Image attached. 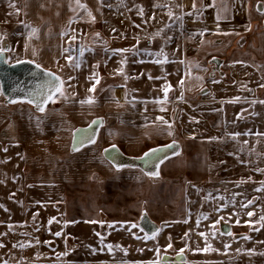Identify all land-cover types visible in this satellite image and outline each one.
<instances>
[{
    "label": "rangeland",
    "instance_id": "obj_1",
    "mask_svg": "<svg viewBox=\"0 0 264 264\" xmlns=\"http://www.w3.org/2000/svg\"><path fill=\"white\" fill-rule=\"evenodd\" d=\"M82 1L91 16L77 6L76 0H69L70 4L66 0H0V35L3 36L0 58L7 64L16 63L17 59L40 64V68L65 81V96L57 94L55 103H48L52 108L47 106L44 113L27 101L10 103L0 87V143L30 140L32 147L46 148L47 139H53L60 149L59 172L69 169V160L73 156L78 159L84 158L85 154L87 163L77 162L76 170L81 173L85 170L88 175L89 169L93 168V175L85 181L61 183V200L56 212H50V208L40 204L32 206L38 215L32 216L33 225L29 226L40 229L38 222L42 218L45 224L41 230L30 232L22 225L14 231V237L16 233L20 236L11 239L13 247L29 243L26 246L29 251L35 250L30 248L31 243L38 246L42 243L46 254L36 258L30 252L26 254L20 250L18 253L12 249L5 261L10 260V264L28 259L46 264H153L156 261L159 264H264V227L258 222L264 216V191H257L264 188V172L259 171L264 169V124L254 127L256 121L253 118L259 115V107L236 111L231 117L224 105L213 110V102L206 98V106L198 112L204 120L201 126L200 122L196 123V116L195 119L183 118L181 103L195 107L198 105L196 99L201 97L197 98V94L176 96L179 94L178 71L173 70L167 75L164 65L142 60V55L137 62L138 50L147 49L144 43L137 44V41L157 44L163 41L164 26L169 19L167 23L161 22V12L172 11L174 14L169 18L171 24L174 23L179 0H127L133 11H122L123 14L105 11V0L99 1L100 4L97 0ZM45 5L55 8L45 11ZM196 6L195 3L194 11L201 10ZM68 7L73 10L68 11ZM188 9H194L193 4H189ZM194 11L187 13L194 14ZM133 21H136L137 29L133 28ZM194 27L190 26L188 30L192 34ZM173 34L177 35L173 38H178L179 31ZM236 37V32H231V42ZM236 42L233 47L237 48ZM81 48L84 49L83 56L80 55ZM195 48L197 44L193 42L189 53ZM119 49L129 51H115ZM100 55L107 57L101 59ZM68 57H72V62ZM226 59L230 61L231 57ZM122 60L125 62L121 63ZM77 62L78 68L73 66ZM253 62L257 65L259 60ZM223 63L225 59L219 67L225 71V78L229 71L226 69L230 68L224 67ZM206 64L209 68L207 77H213L215 69L219 68H215L214 61ZM94 72L98 73L100 83L93 93L88 90L95 83L91 79ZM249 73L254 74L253 71ZM167 76L173 77L165 84ZM159 77L161 79L157 80ZM168 85L171 87L165 98L164 89ZM117 88H124L125 96L121 99L114 95ZM90 96L95 98L94 104L80 103ZM128 96H133L132 101L126 99ZM254 98L264 99L261 95ZM133 103L142 107L140 126L158 123L157 133L162 135L168 128L163 123H172L171 141L165 136L160 138L151 134L149 138H143L145 135L138 137L128 132L127 129L133 126L130 107H137ZM254 104L259 105V102ZM66 108L71 110L66 112ZM161 108L165 110L161 111ZM52 111L59 116V127L39 128L31 124L35 119H51ZM162 116H166L163 121L159 119ZM251 116L246 123L253 127L244 122L245 117ZM93 124L96 125L95 143L87 144L91 145L93 153L76 149L73 145L75 133ZM234 133L241 135L233 139L231 134ZM173 142L174 147H167ZM107 145H116L139 159L150 149L164 148L163 162L146 163V158L143 163L125 166V173L136 172L138 176L114 181L118 179L117 167L109 168L92 155L99 146ZM41 158L35 153L32 159ZM95 167L99 169L94 170ZM31 169L32 164L25 168L26 171ZM152 171H158L159 175H146ZM249 200L254 202L246 208L241 207ZM249 211L254 213L252 217L246 215ZM204 215L208 219H204ZM221 216L224 219L213 228ZM49 220H52L51 224ZM223 221L229 227L226 232L220 229ZM69 222H89L90 232L72 234L70 228L64 229ZM133 224L137 226L132 227ZM227 231L232 235H227ZM57 232L61 235H55ZM153 233L154 239L145 238L146 234L151 236ZM200 233H205L202 249L201 243L197 242ZM246 236L250 238L244 239ZM40 237H43L42 241ZM169 243L171 248L167 247ZM0 244L7 247L4 241ZM209 245L211 248L204 251ZM215 246L218 250L213 249ZM180 249H184L183 253ZM74 253L77 254L74 256ZM1 260L0 257V264Z\"/></svg>",
    "mask_w": 264,
    "mask_h": 264
},
{
    "label": "crops",
    "instance_id": "obj_2",
    "mask_svg": "<svg viewBox=\"0 0 264 264\" xmlns=\"http://www.w3.org/2000/svg\"><path fill=\"white\" fill-rule=\"evenodd\" d=\"M52 1L56 2V0ZM97 1L99 3L101 0ZM66 3L70 4L69 0H66ZM105 3L106 4L103 5L105 11H116V14H118V12L123 14L122 11H133V7L127 0H105ZM193 3H196L198 6V8H196L197 10L199 7L201 10L194 11L195 9H188V5ZM81 4L86 5L82 0ZM44 8H46L45 11H52L55 7L45 5ZM70 8L71 7H68L67 10L72 11L73 7ZM251 8L253 11H251ZM191 10L194 11V14L187 15V12ZM175 12V14H178L177 17H182V20L177 19L176 17L172 24L171 18H169L168 15L169 11L161 12V17L159 18L162 19L161 22L167 23V20L169 19V25L166 24L164 26L166 31L162 36L163 41H159L158 44L152 41H137V44L144 43L147 46V49L144 48L138 50L137 58L139 57V59H136L137 62L140 61V55H142V60L152 62L159 66L164 65V73L167 75L171 74L173 70H177L179 77L176 78V82H179V94H176V96L184 97L185 95L192 96L197 94V98L201 97L196 99L198 105L195 107L192 105L190 106V104L186 102L181 103L183 106V118H196V123L200 122L202 126L204 120L201 119L202 116L200 117L198 112L201 108L206 106L204 103L209 98V101L213 102L215 106L213 107V110H219L221 109V105H224V109L227 112H231V117L234 116L236 111H242L245 109L252 110L254 107L258 106L260 110L259 115L256 117H245L244 122H248L253 117L256 121L254 127L263 126L264 104L259 103V105H256L253 101H264V99L261 100L254 98L257 95H261L264 98V86H262L264 85V0H179V11ZM190 26H195L194 34L188 31ZM133 28L137 29L136 21H133ZM175 31H179L178 38H173L177 36L173 34ZM231 32H236L237 36L232 42ZM215 36H217V38L214 42ZM235 41H237V48L235 46L233 47ZM193 42L197 44V48L189 53V46L192 45ZM161 52L165 54L167 62L156 63L155 61L157 60H164V56L160 55ZM86 56L88 57L89 55ZM105 56L100 55L99 57L105 59ZM227 56L231 57L230 61L226 59ZM224 59V67L230 68L226 69V72L229 70L227 75L225 73V78L227 77L226 80H224L225 78L223 77V72L225 71H222V67H219L221 60ZM257 59L259 60V63L257 65L253 64L256 63L253 62V60L257 61ZM19 60L21 59H17L16 61L18 62ZM181 61H183V63H181ZM208 61H214L216 63L215 68H219L215 69L213 77H207L209 68L206 66V63H208ZM172 65L174 66L172 67ZM251 70L254 74L249 73L252 72ZM189 71L191 72V75H188ZM157 77L155 76V78ZM172 77L173 76L165 79V84L168 83L169 79H172ZM159 79L161 78L159 77L157 80ZM181 80L184 82L183 86L180 84ZM112 94L113 93L110 94V97ZM114 95L117 99L123 98L125 96L124 88L115 89ZM237 97L239 98L238 102H228ZM126 99L132 101L133 96H128ZM199 103H201V105ZM133 104L137 105V107H130L133 114L131 121L133 126H131L132 129H127L128 132L135 133L138 137L140 135H145L143 138H149L151 134H153L152 136L155 137L159 136L162 138L165 136V139H172V123H163L168 128H165L166 130L162 131V135L157 133V128L160 126L158 123L153 122V125L148 127H146L145 124L140 126L141 121L139 117L140 114L143 113L141 111L142 107L138 105L139 103ZM47 106H49V104H47L46 107ZM49 107L52 108V106ZM70 110V108L65 109L66 112H69ZM55 111H52V114L50 115L51 119L37 121L35 119L31 124L39 128L59 127L61 121L59 116L55 115L58 111ZM162 117L164 120V117L166 116ZM136 118H138L137 121H133ZM121 121L124 122L123 120ZM227 123L228 121L225 125ZM126 126L130 127L127 124ZM247 126L253 127V125L250 124H247ZM29 141L30 140H26L24 142L19 139L17 142L9 141L0 143V205H2V207H0V242L4 241V245H7V247H0V257L3 259L1 260L3 261L1 264L11 263L10 260L7 263L5 259L10 256L12 249L17 250L18 253L20 250L22 253L25 252L26 254L30 252L31 254H35L36 258L39 255L44 256L46 252L42 247V245H44L42 243H40L39 246L38 244L31 243L33 246L30 248L35 250L29 251L26 247L30 245L29 243H24V247H13L11 239L20 236V233H16V236L14 237V231L20 226L26 225L30 232H34L36 228H32L29 225H33V221L31 220L32 216H37L38 213L32 210V206L40 204L41 206H45V208H50V212H56L61 200V183L64 184L74 180L85 181L93 175V168H91V171L89 169L88 175H85V170H83L84 173L76 170L77 162L79 164H81L80 162L87 163V154L84 155V158L79 157L76 159L75 156L71 159L69 158V165H71L69 166V169L59 172L58 163L60 159V149L56 146L55 141H53V139L51 141L47 139L46 148H39L38 146L32 147L33 143ZM99 144L102 143L100 142ZM133 144L136 145V143ZM111 147L112 145L99 146V149L94 151V154L92 155L97 157L98 162H101L103 165H108L109 168L119 167L118 174L116 173L118 179L115 178L114 181L130 180L136 176V172L134 174H129L128 172L130 171L125 173L126 171L123 169L125 166L134 165L136 163L114 166L106 159L105 149ZM91 148V145H86L78 148V150L88 152L91 151ZM115 148L120 150L122 154L131 157V155L126 153L124 149L119 148L118 146ZM5 149H7V151H5ZM91 152L93 153V151ZM35 153L40 154L42 157L41 159H34L38 160V162H34L32 159ZM91 161H93V158L90 162ZM31 164L33 165V169H31V171H26L25 168L31 166ZM98 169L99 167H95L94 170ZM223 222L225 223H221L220 229H224L223 232H226L229 227L227 226L226 221ZM38 224L41 225V228L39 229L41 230L45 222L42 218H39ZM67 228H70L72 234L74 232H90L89 222H69L64 229L67 230ZM55 230L58 231L59 228H56ZM197 231L200 232L202 230ZM203 238V236L199 238L197 237V242L201 243V249L204 247L205 243ZM40 239L42 241L43 237H40ZM206 244L208 245V243ZM213 249L218 250L216 246ZM76 254L74 253V256ZM17 264L46 263H41V261H38L37 259H28Z\"/></svg>",
    "mask_w": 264,
    "mask_h": 264
},
{
    "label": "snow or ice",
    "instance_id": "obj_3",
    "mask_svg": "<svg viewBox=\"0 0 264 264\" xmlns=\"http://www.w3.org/2000/svg\"><path fill=\"white\" fill-rule=\"evenodd\" d=\"M76 4L79 8H82L85 12L88 13L89 16H91V12L88 10L87 8V5H84V4H81L80 3V0H76ZM158 7H163V5H157ZM193 8L195 9V3H193ZM141 14H143V10L141 9ZM192 13H187V15H191ZM169 17H172L173 13L171 11H169L168 13ZM219 18V17H217ZM177 19H181L182 20V17H177ZM92 20L94 22L95 18L92 17ZM36 30H33V33H35ZM99 35V34H97ZM0 39H3V36L0 35ZM73 39H75L73 37ZM117 52H120V53H125V52H128L129 50L128 49H119V50H115ZM3 52V49H0V54H2ZM84 54V49L81 48L80 49V55L83 56ZM162 56H164V60L161 61V60H157L155 61L156 63H162V62H167V58L165 56V54L163 52H161ZM69 61L72 62V57H68ZM125 61H121V63H124ZM181 63H183V61H181ZM74 67H79L80 64L77 62V63H74L73 64ZM36 67L39 69L41 67L40 64H36ZM98 67V65L96 66ZM198 67V65H197ZM122 72V69L120 70ZM45 75L48 77V79L41 85L37 86V89L35 92L33 93H29L28 95L31 97V99H28L27 100V103L29 104H33L36 109L41 112V113H44L46 111V105L49 103V102H52V103H55V97L57 96V94H59L60 96H65V90H64V84H65V81L61 80L60 77L58 76H55L54 73H50V72H46ZM188 75H191V72L189 71ZM151 78V77H149ZM69 79H74L73 77H70ZM91 79H94L95 80V83L93 84V86L91 88H89V92H95V86L97 84L100 83V78L98 76V73H93ZM125 79H128V77H125ZM215 82V81H214ZM183 80H181L180 84L181 86H183ZM264 86V85H262ZM170 85L166 86L165 89H164V92H165V98L167 97V92L169 91L170 89ZM239 101V98H235L234 100L232 101H228L229 103H236ZM10 103H15L16 101H9ZM96 101H95V98L94 97H88L86 100H83V101H80V103L83 105V104H94ZM156 103H162L161 101H155ZM253 103H255V101H253ZM259 103L261 104H264V101H259ZM165 109L161 108V111H164ZM159 119H161L163 121V117H160ZM240 119H243V117H240ZM102 122V121H101ZM93 123H97L96 121H93ZM167 123V122H165ZM170 127V126H169ZM232 135V138L233 139H236L238 136H240L241 134L240 133H234V134H231ZM257 135H261L259 133H257ZM215 139V138H214ZM85 140H87L88 142L90 143H95V140L92 138V136L90 135H85L84 136V139L80 141L81 144H83L85 142ZM175 145V142H173L172 145H167V147L171 148V147H174ZM116 145H112V148L115 149ZM74 150H76L74 148ZM5 151H7V149H5ZM105 151L107 152L108 149H105ZM164 152V148H153V149H150L149 151L145 152L143 154L142 157H140L141 160H145L146 158V163H151L153 161H159L160 163L163 162V156L161 155L162 153ZM117 170H119V167H117ZM259 171H262L264 172V169H259ZM146 175H150V176H158L159 175V172L158 171H152V172H148L146 173ZM243 182V181H242ZM262 184H264V182H262ZM257 191H264V188H261V189H257ZM221 199H223L221 197ZM254 201L252 200H249L247 202V204H242L241 207H248V205L252 204ZM0 207H2V205H0ZM222 207H226V205H222ZM246 215L248 217H252L254 215V213L252 211H249L246 213ZM204 219H208V216L207 215H204L203 216ZM33 219H35V217H33ZM54 219V218H53ZM224 219V217H220V219H218L217 221H215V223L213 224V228L215 227V224H219L220 223V220ZM261 223V226L264 227V216H261L260 217V221H258ZM49 223L51 224L52 223V220H49ZM237 224L240 223L239 220L236 221ZM137 225L133 224L132 227H136ZM109 227H112V225H109ZM39 229L37 228V231ZM256 231H259V229H255ZM143 231V230H142ZM55 235L57 236H60L61 233L60 232H57L55 233ZM97 235H99V233H97ZM187 235V233L185 234ZM201 236H205V233H200ZM213 236H215V232L212 233ZM227 235H232L231 232H228ZM139 238V237H137ZM145 238H155V233H153L151 236H148L147 234L145 235ZM206 238V237H205ZM250 237H244V239H249ZM37 243H39V241H37ZM20 247H24L25 245L23 244H20L19 245ZM0 247H3L2 244H0ZM109 248V250H111V245L107 246ZM168 248H171L172 247V244L169 243L167 245ZM225 247H230V245H225ZM211 248V246L209 245L208 248L204 249V251H208L209 249ZM184 249H180V253H183ZM153 264H159L158 261L156 262H153Z\"/></svg>",
    "mask_w": 264,
    "mask_h": 264
},
{
    "label": "water",
    "instance_id": "obj_4",
    "mask_svg": "<svg viewBox=\"0 0 264 264\" xmlns=\"http://www.w3.org/2000/svg\"><path fill=\"white\" fill-rule=\"evenodd\" d=\"M46 72L49 71L42 68L38 69L34 63L26 60L19 61L13 64H7L0 58L1 90L9 101H27L28 99H31L28 94L35 92L37 86L43 84L48 79V77L45 75ZM95 130V124L80 128L74 135L75 137L73 139V145L75 146V148L78 149L82 146L90 144V142H88L87 140H85L83 144H81L80 141L84 139L85 135H90L93 139H95ZM107 152H105L106 159L114 166H116L115 163L107 157ZM127 157L128 160H132V163L145 162V160H141L139 158H129V156Z\"/></svg>",
    "mask_w": 264,
    "mask_h": 264
},
{
    "label": "bare ground",
    "instance_id": "obj_5",
    "mask_svg": "<svg viewBox=\"0 0 264 264\" xmlns=\"http://www.w3.org/2000/svg\"><path fill=\"white\" fill-rule=\"evenodd\" d=\"M119 92V90H118ZM107 157L115 163L116 166H122L132 163V160H128V157L121 153L117 148L113 149L112 147L108 149L106 153ZM131 158V157H129Z\"/></svg>",
    "mask_w": 264,
    "mask_h": 264
}]
</instances>
